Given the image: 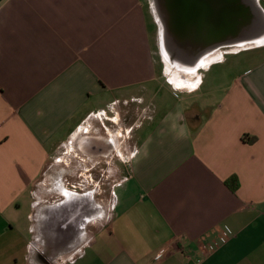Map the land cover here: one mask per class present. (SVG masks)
<instances>
[{"label": "crops", "instance_id": "crops-1", "mask_svg": "<svg viewBox=\"0 0 264 264\" xmlns=\"http://www.w3.org/2000/svg\"><path fill=\"white\" fill-rule=\"evenodd\" d=\"M147 8L0 1V264H264V42L180 81Z\"/></svg>", "mask_w": 264, "mask_h": 264}, {"label": "water", "instance_id": "water-1", "mask_svg": "<svg viewBox=\"0 0 264 264\" xmlns=\"http://www.w3.org/2000/svg\"><path fill=\"white\" fill-rule=\"evenodd\" d=\"M148 2L158 26L160 54L178 71H197L222 48L264 42V10L259 0Z\"/></svg>", "mask_w": 264, "mask_h": 264}, {"label": "rangeland", "instance_id": "rangeland-1", "mask_svg": "<svg viewBox=\"0 0 264 264\" xmlns=\"http://www.w3.org/2000/svg\"><path fill=\"white\" fill-rule=\"evenodd\" d=\"M147 1V6H148V10H149V2H148V0H146ZM149 12H150V10H149ZM149 17L151 18V20H152V16H150L149 15ZM149 18V19H150ZM155 27H156V33H155V35H156V44H157V51L160 53V47H159V41H158V26L155 24ZM223 49V48H222ZM221 50V49H220ZM219 51V50H218ZM218 51H216L215 53H213L212 55H210V56H208L205 60H204V62H206V63H208V62H210L212 59H214L215 57H216V53L218 52ZM161 55V54H160ZM162 57V56H161ZM162 59H163V57H162ZM164 60V59H163ZM164 62L166 63V65L168 66V68L171 70V71H173L175 74H176V76H175V78L176 79H179L180 81H185V80H193L194 78V74H188V73H184V72H181V71H178V70H176L174 67H172L171 65H169L165 60H164ZM105 190V192H102L103 194H101V195H103V196H105V200H104V203H102L101 204V206L103 207V208H106V212H107V208H108V203H107V201H108V192H106V191H108L109 189H108V187L107 188H105L104 189ZM108 213V212H107ZM98 226L99 225H90L89 227H88V229H89V231H91V230H96L97 228H98Z\"/></svg>", "mask_w": 264, "mask_h": 264}, {"label": "built area", "instance_id": "built-area-1", "mask_svg": "<svg viewBox=\"0 0 264 264\" xmlns=\"http://www.w3.org/2000/svg\"><path fill=\"white\" fill-rule=\"evenodd\" d=\"M175 96H177L176 94H174ZM232 233L230 231L229 228L224 227L218 234V236L216 237V239L214 241H212L210 244H208L207 246L203 247V252L205 254H209L214 252L216 249H218L220 246L224 245L225 243H227V241L230 239ZM163 251H160V253L157 255V258L162 256Z\"/></svg>", "mask_w": 264, "mask_h": 264}, {"label": "trees", "instance_id": "trees-1", "mask_svg": "<svg viewBox=\"0 0 264 264\" xmlns=\"http://www.w3.org/2000/svg\"><path fill=\"white\" fill-rule=\"evenodd\" d=\"M225 183H226V185H227L231 190H233V191L236 190V188H237V181H235L233 184H231L230 181H226Z\"/></svg>", "mask_w": 264, "mask_h": 264}]
</instances>
